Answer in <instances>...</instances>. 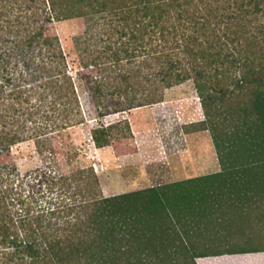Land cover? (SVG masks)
Instances as JSON below:
<instances>
[{
  "label": "trees",
  "instance_id": "obj_1",
  "mask_svg": "<svg viewBox=\"0 0 264 264\" xmlns=\"http://www.w3.org/2000/svg\"><path fill=\"white\" fill-rule=\"evenodd\" d=\"M72 21L80 27L60 37L56 24ZM187 81L204 109L200 129L218 130L217 173L104 196L85 165L36 181L40 201L9 187L6 159L19 145L74 153L63 137L88 121L78 92L93 146L118 153L130 125L104 119ZM261 202L264 0H0V264H197L260 252L264 243L196 249L191 228L208 208Z\"/></svg>",
  "mask_w": 264,
  "mask_h": 264
},
{
  "label": "rangeland",
  "instance_id": "obj_2",
  "mask_svg": "<svg viewBox=\"0 0 264 264\" xmlns=\"http://www.w3.org/2000/svg\"><path fill=\"white\" fill-rule=\"evenodd\" d=\"M80 25L75 21L57 23L55 30L63 37L76 32ZM78 93L81 109L88 121L70 129L63 137V144L74 153L65 155L60 151L53 156L26 142L6 159L14 165L7 183L25 201L42 200L37 192L38 185L33 186L36 181L85 165L92 166L104 196L163 186L220 170L218 130L212 134L208 129H200L205 119L204 109L191 82L167 90L160 103L104 119L105 122L126 119L130 125L132 138L119 144L118 153L112 147L96 149L93 146L89 136L93 125L89 120V106L85 94ZM212 120L218 121V117ZM49 195L56 197L55 192ZM254 207L242 209L234 205L218 212L217 205L211 214L207 213L210 208L204 210L205 213L201 212L196 226L191 228L195 248L221 252L238 243L246 247L260 246L264 243V202ZM176 226L181 230L179 224ZM217 256L218 260L209 256L205 257L208 260L198 259L197 262L264 264V251Z\"/></svg>",
  "mask_w": 264,
  "mask_h": 264
},
{
  "label": "crops",
  "instance_id": "obj_3",
  "mask_svg": "<svg viewBox=\"0 0 264 264\" xmlns=\"http://www.w3.org/2000/svg\"><path fill=\"white\" fill-rule=\"evenodd\" d=\"M199 259H207V260H208V258H205V257H202V258H199ZM212 259H214V260H218V256H214ZM197 260H198V259H196V263L198 264Z\"/></svg>",
  "mask_w": 264,
  "mask_h": 264
},
{
  "label": "water",
  "instance_id": "obj_4",
  "mask_svg": "<svg viewBox=\"0 0 264 264\" xmlns=\"http://www.w3.org/2000/svg\"><path fill=\"white\" fill-rule=\"evenodd\" d=\"M196 259H199V258H196ZM196 259H195V260H196Z\"/></svg>",
  "mask_w": 264,
  "mask_h": 264
}]
</instances>
